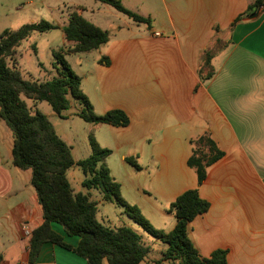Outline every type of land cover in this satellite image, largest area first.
Masks as SVG:
<instances>
[{"label": "crops", "instance_id": "1", "mask_svg": "<svg viewBox=\"0 0 264 264\" xmlns=\"http://www.w3.org/2000/svg\"><path fill=\"white\" fill-rule=\"evenodd\" d=\"M159 1L164 31L152 30L144 48L139 46L147 63L133 64L132 51L117 42L122 45L115 47L113 58L106 57L108 72L100 80L103 112L120 109L129 119L126 127L107 125L117 136L116 146L130 150L119 159L126 163L134 157L145 169L142 191L160 202L157 212L167 232L175 224L167 207L181 193L196 188L209 203L187 226L200 256L221 249L226 264H264V7L248 18L244 14L254 0ZM155 22L150 19L152 29ZM206 53L209 65L203 66ZM152 54L157 74L148 78ZM152 83L156 97L149 96ZM203 134L223 155L198 185L186 161L190 142ZM11 149V132L0 120V264H27L30 235L42 222L41 211L31 173L12 164ZM50 227L65 244L77 246L78 237L66 235L57 223ZM36 264L88 263L44 242Z\"/></svg>", "mask_w": 264, "mask_h": 264}, {"label": "trees", "instance_id": "2", "mask_svg": "<svg viewBox=\"0 0 264 264\" xmlns=\"http://www.w3.org/2000/svg\"><path fill=\"white\" fill-rule=\"evenodd\" d=\"M114 8L134 22H148L150 19L138 16L122 7L118 0H94ZM264 6V0H254L244 15L255 12ZM242 16H238L235 22ZM52 28L46 21L23 25L17 30H4L0 33V120L12 135V164L20 170H29L30 183L35 191L41 211V224L32 230L28 245L27 264H36L38 250L42 243L51 242L71 250L88 264H145L149 252L140 236L132 229L119 226L107 227L96 218V203L87 194L73 192L65 173L77 165L85 177L82 186L101 193L103 201L115 200L123 207L124 213L152 238L166 245L158 260L149 264H226V251L214 250L208 257L199 255L187 235L188 224L204 214L209 203L200 198L196 188L188 189L177 196L167 207L175 224L169 232L154 229L142 217L138 208L127 204L120 196V189L110 176L108 169L100 164L110 153L100 148L90 139V154L75 162L70 148L61 140L47 117L39 111L32 112L21 96L47 102L52 111L60 115L69 107L67 96L77 100L82 106L78 116L92 125L126 127L127 115L120 109H111L103 115H96L87 97L81 92L80 79L72 71L63 57L62 50L55 53L60 66L57 77L43 82L26 80L21 73L6 64L5 58L11 57L14 48L30 33L43 32ZM63 39L71 53L95 50L108 40L106 31L72 12L67 23L61 28ZM210 54L204 55L203 66L209 65ZM100 62L108 64L103 57ZM192 150L186 164L193 169L199 185L206 176L209 166L220 159L223 153L217 148L208 134H203L191 142ZM125 161L137 170L139 166L132 158ZM51 223L59 224L66 235L79 238L76 247L71 248L62 238L51 230Z\"/></svg>", "mask_w": 264, "mask_h": 264}, {"label": "rangeland", "instance_id": "3", "mask_svg": "<svg viewBox=\"0 0 264 264\" xmlns=\"http://www.w3.org/2000/svg\"><path fill=\"white\" fill-rule=\"evenodd\" d=\"M118 1L122 7L138 16L145 19L155 18L154 28L152 29L148 22H134L114 8L94 0H0V33L4 30L14 31L23 25L36 24L40 21L52 25L49 30L34 31L23 39L14 48L13 55L5 58L7 66L17 69L26 80L48 81L57 77L60 66L54 54L62 50L64 59L79 77L81 92L87 97L94 114L103 115L104 104L100 96V80L107 74L108 68L100 60L103 57L113 58L115 47L122 43L132 51L130 58L133 64L145 65L147 61L141 50L147 40L145 37L148 38L152 30L160 35L164 31L161 28V20L166 17L161 11L159 0ZM72 12L106 31L107 42L95 50L82 53L67 52L70 45L65 43L61 28L67 23ZM147 59L153 69L145 76L151 78L157 74L156 55L152 54ZM149 86V96L156 97L158 91L155 85L152 83ZM21 99L32 112L39 111L47 117L58 137L69 146L75 162L85 159L90 154V139L100 148L109 150V155L100 164L108 169L110 176L118 183L119 189L121 186V198L127 204L136 206L142 217L154 229L168 231L164 219L157 212V209H160V202L152 196L147 197L142 191L146 189L144 180L148 176L145 169L137 170L126 161L123 163L119 159L120 155L130 150L126 145L116 146L117 136L111 133L110 127L107 125L94 127L84 122L78 116L82 106L69 95L67 96L69 107L60 115L55 114L47 102L35 101L23 96ZM129 158L137 163L136 158ZM65 176L73 192L87 193L88 190L82 186L85 177L79 166L75 165L68 169ZM136 187H139V191H136ZM88 196L96 203L95 218L99 223L111 228L125 226L132 229L140 236L141 242L149 247V253L144 261L160 258L165 245L134 223L124 213L122 206L115 200L103 201L101 193L95 189H90Z\"/></svg>", "mask_w": 264, "mask_h": 264}, {"label": "water", "instance_id": "4", "mask_svg": "<svg viewBox=\"0 0 264 264\" xmlns=\"http://www.w3.org/2000/svg\"><path fill=\"white\" fill-rule=\"evenodd\" d=\"M263 7H264V6H261V7L258 8L255 12L249 14V15H248V18H253V17H255V16L258 14V12H259Z\"/></svg>", "mask_w": 264, "mask_h": 264}, {"label": "built area", "instance_id": "5", "mask_svg": "<svg viewBox=\"0 0 264 264\" xmlns=\"http://www.w3.org/2000/svg\"><path fill=\"white\" fill-rule=\"evenodd\" d=\"M23 230L25 231V233H26V234H28V233H29V231L27 230V228H26V227H23Z\"/></svg>", "mask_w": 264, "mask_h": 264}]
</instances>
